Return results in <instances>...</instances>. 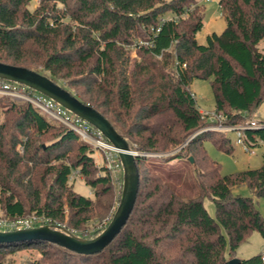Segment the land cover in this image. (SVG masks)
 <instances>
[{"label":"trees","instance_id":"16d2710c","mask_svg":"<svg viewBox=\"0 0 264 264\" xmlns=\"http://www.w3.org/2000/svg\"><path fill=\"white\" fill-rule=\"evenodd\" d=\"M199 1L0 0V61L64 81L128 140L140 174L128 220L101 251L82 254L41 239L0 243V264L26 248L39 256L23 264H229L253 231L264 238L255 203L264 196V163L223 173L205 142L231 153L228 130L208 128L219 121L202 113L191 89L195 78H210L223 123L251 119L264 102V0H219L226 26L205 44L196 37L200 4L187 17H171ZM1 115L4 216L36 214L79 236L98 235L123 175L119 181L96 162L90 143L29 101L0 95ZM244 136L264 145V127ZM74 171L93 195L75 190ZM241 184L252 195L234 194ZM92 223L99 228L87 234ZM237 264H264L263 251Z\"/></svg>","mask_w":264,"mask_h":264},{"label":"water","instance_id":"95a60500","mask_svg":"<svg viewBox=\"0 0 264 264\" xmlns=\"http://www.w3.org/2000/svg\"><path fill=\"white\" fill-rule=\"evenodd\" d=\"M0 77L20 82L53 98L96 126L118 148L123 165V188L120 201L108 225L95 237L79 236L62 226L44 224L17 230H0V243L41 239L57 243L82 254H93L101 251L121 231L134 208L140 182L136 163L138 153L130 148L128 140L116 130L107 117L46 74L25 66L0 61ZM190 159L193 160L192 157ZM238 262L239 259L236 257L229 260V264H237Z\"/></svg>","mask_w":264,"mask_h":264},{"label":"rangeland","instance_id":"374dc122","mask_svg":"<svg viewBox=\"0 0 264 264\" xmlns=\"http://www.w3.org/2000/svg\"><path fill=\"white\" fill-rule=\"evenodd\" d=\"M37 0H32L31 6L35 5ZM201 11H205L204 16V25L202 29L197 33L196 37L199 43L205 44L207 42V36L212 32L220 33L226 26V21L222 15L221 8L219 6V0L212 1H204L200 4ZM195 7L193 8V10ZM261 48L264 50V42L261 44ZM133 53L135 54V49H133ZM41 70V66L38 67ZM62 85L66 86L64 81L60 82ZM191 89L194 91L197 104L202 112L205 113L209 118L214 120H218L222 122L225 118L224 114L218 112L215 109V99L214 93L211 86L210 78H195L191 84ZM74 90V89H72ZM7 99H12L7 95H4ZM2 117V115L0 116ZM251 119L264 121V102L259 105L256 111L251 115ZM54 120V119H53ZM56 121V120H54ZM227 135L230 138L231 144L233 145V151L231 153L222 151L219 149L212 140H207L205 142V147L210 154V156L221 163L223 173L235 172L238 170H242L245 168H255L259 167L264 163V145L256 147V153L252 154L243 149V147L237 143V131L236 130H228ZM95 159L96 162L101 161V157L98 152L95 151ZM72 173L70 177V181L74 183V188L79 193L91 196L93 195V191L90 185H88L83 177L78 173ZM120 181V179H119ZM123 188V181L121 183L118 182L116 187V194L114 197V203L111 207V213L104 220L105 222H110L114 211L120 201L121 193ZM233 193L236 195H252L251 189L246 184L237 185L233 188ZM255 203L258 208L261 210L264 216V196L255 198ZM205 205L209 212L214 215L215 213V205L214 202L210 198L205 199ZM0 214L4 216L3 210L0 208ZM35 214H30L27 216H33ZM99 226H95L94 223L88 226V230L86 233H92L97 231ZM85 237V236H84ZM264 250V238L258 231H253L248 239L241 243L236 250V258H248L254 254H257ZM30 256L38 257L39 251L32 248H26L21 250L15 254L9 255V261L12 264H23L26 259Z\"/></svg>","mask_w":264,"mask_h":264},{"label":"built area","instance_id":"2783aa9c","mask_svg":"<svg viewBox=\"0 0 264 264\" xmlns=\"http://www.w3.org/2000/svg\"><path fill=\"white\" fill-rule=\"evenodd\" d=\"M204 1L212 0H200L199 2L192 4L190 8L187 9V11H184L181 14H176L174 16L171 15V17L176 21L181 17H187L189 15V12L193 11V8L196 7L197 4H202ZM0 95H7L12 99L29 101L36 107H38L42 112L46 113L49 117H52L54 120H56V122L75 130L79 134L81 139L90 143L94 147L95 151L98 152L101 157V161L97 163H102L103 165H105L109 170H111V172L117 179L121 178V176L123 175V165L119 156L118 148L115 147L96 126H94L78 114L72 112L68 108L64 107L53 98L39 91H36L35 89L33 90L20 82L7 80L0 77ZM202 113L205 115L204 112ZM223 117L225 118L226 116L223 115ZM210 119L213 120L212 118ZM255 127H264V122L256 119H250L244 124L232 125L225 124L222 121L217 124H211L208 126L209 129L236 130L237 143L240 144L245 151L252 154L256 153V147L247 144L244 136V130L246 128ZM260 142L263 141L260 140ZM73 173L78 174L77 171H74ZM44 224L53 223H51L50 219L36 214L33 216H23L18 218H9L0 214L1 231L30 228ZM59 226L66 228L64 225ZM68 231L72 233L76 232L74 229Z\"/></svg>","mask_w":264,"mask_h":264}]
</instances>
